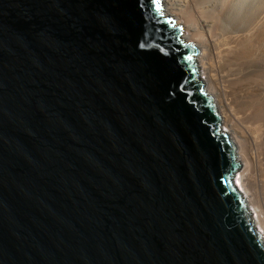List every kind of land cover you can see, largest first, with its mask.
Returning a JSON list of instances; mask_svg holds the SVG:
<instances>
[{"label": "water", "instance_id": "obj_1", "mask_svg": "<svg viewBox=\"0 0 264 264\" xmlns=\"http://www.w3.org/2000/svg\"><path fill=\"white\" fill-rule=\"evenodd\" d=\"M162 0H0V264H264L235 143Z\"/></svg>", "mask_w": 264, "mask_h": 264}, {"label": "bare ground", "instance_id": "obj_2", "mask_svg": "<svg viewBox=\"0 0 264 264\" xmlns=\"http://www.w3.org/2000/svg\"><path fill=\"white\" fill-rule=\"evenodd\" d=\"M198 50L199 79L241 165L235 184L264 241V0H162Z\"/></svg>", "mask_w": 264, "mask_h": 264}, {"label": "snow or ice", "instance_id": "obj_3", "mask_svg": "<svg viewBox=\"0 0 264 264\" xmlns=\"http://www.w3.org/2000/svg\"><path fill=\"white\" fill-rule=\"evenodd\" d=\"M157 3V10H159V0H156Z\"/></svg>", "mask_w": 264, "mask_h": 264}]
</instances>
